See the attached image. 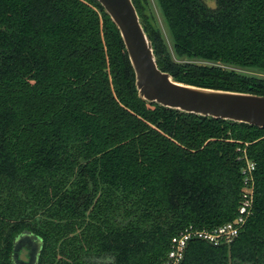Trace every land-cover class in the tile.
<instances>
[{"label":"trees","instance_id":"trees-1","mask_svg":"<svg viewBox=\"0 0 264 264\" xmlns=\"http://www.w3.org/2000/svg\"><path fill=\"white\" fill-rule=\"evenodd\" d=\"M158 66L182 83L264 95V0H132ZM182 60H187L183 62ZM252 213L228 244L194 239L181 264H264V128L140 99L116 26L96 0H0V264H162L185 229Z\"/></svg>","mask_w":264,"mask_h":264},{"label":"water","instance_id":"water-1","mask_svg":"<svg viewBox=\"0 0 264 264\" xmlns=\"http://www.w3.org/2000/svg\"><path fill=\"white\" fill-rule=\"evenodd\" d=\"M116 26L134 73L138 97L147 103L186 114L264 128V95L200 87L176 81L157 64L132 0H96ZM14 264H34L41 240L25 234L15 241Z\"/></svg>","mask_w":264,"mask_h":264},{"label":"built area","instance_id":"built-area-1","mask_svg":"<svg viewBox=\"0 0 264 264\" xmlns=\"http://www.w3.org/2000/svg\"><path fill=\"white\" fill-rule=\"evenodd\" d=\"M245 165L241 169L243 178V186L237 215L230 221L212 229H195L189 228L173 236L170 240V249L166 254V258L162 264H181L188 243L191 240L198 239L208 242L212 245L228 244L240 232L247 218L252 213L253 207V176L255 163L244 155Z\"/></svg>","mask_w":264,"mask_h":264},{"label":"rangeland","instance_id":"rangeland-1","mask_svg":"<svg viewBox=\"0 0 264 264\" xmlns=\"http://www.w3.org/2000/svg\"><path fill=\"white\" fill-rule=\"evenodd\" d=\"M148 5L150 10L152 11V14L154 15V18L156 19V22L160 28L162 37L165 41L167 50L169 51L170 55L172 57H176V53L174 51L173 47V40L169 31V28L167 26L165 17L163 15V12L161 10V7L158 3V0H148ZM183 62H187V60H182ZM246 74L255 75L258 77L264 78V70L261 69H253V68H245L242 69Z\"/></svg>","mask_w":264,"mask_h":264}]
</instances>
